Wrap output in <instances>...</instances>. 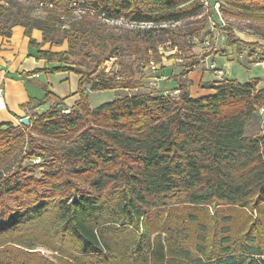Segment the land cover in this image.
Here are the masks:
<instances>
[{
	"label": "trees",
	"instance_id": "trees-1",
	"mask_svg": "<svg viewBox=\"0 0 264 264\" xmlns=\"http://www.w3.org/2000/svg\"><path fill=\"white\" fill-rule=\"evenodd\" d=\"M203 1L35 0L42 15H32L26 0H0V34L21 25L31 47L38 45L34 29L43 43L67 44L63 51L39 50L48 61L68 63L83 46L87 56L96 45L105 53L87 69L76 63L45 69L77 73L81 95L74 107H52L22 125L39 150L29 154L46 166L41 177L19 159L26 133L0 124V264H49L32 251L41 241L66 264H264V131L247 134L249 119L264 108L257 79L202 81L215 92L199 97L180 81L177 93L128 94L97 107L85 95L87 87L137 90L134 72L96 74L101 62L125 50L148 55L168 31L160 25L205 18ZM215 1L225 16L264 19V0L209 5ZM112 17L155 27L118 34L98 23ZM222 29L230 45L242 43L232 28ZM181 206L207 207V221L193 211L173 212ZM222 206L247 209L248 223L234 231L232 217L217 214Z\"/></svg>",
	"mask_w": 264,
	"mask_h": 264
},
{
	"label": "rangeland",
	"instance_id": "rangeland-1",
	"mask_svg": "<svg viewBox=\"0 0 264 264\" xmlns=\"http://www.w3.org/2000/svg\"><path fill=\"white\" fill-rule=\"evenodd\" d=\"M207 1V0H205ZM214 1V0H212ZM25 6L31 12L32 15H42L39 9L36 8L35 0H26ZM203 16L205 18H192L182 20L176 23L162 24L164 29L168 31H163L164 34L158 37L161 41L157 47L149 51V57L145 54V50L134 53L131 50L121 51L119 57L110 58L109 60L102 61L98 67L96 74L114 76L122 75L131 76L134 72L136 79L141 81L140 87L136 90H126L122 88L114 90H104V91H93L90 88L85 89V95L88 97V101L92 107H97L104 102L113 100L114 98L120 96H126L128 94H135L140 92H159L161 89L159 86L160 72L162 70L161 62L163 58L166 57L170 59L171 57H176L181 59L180 65L185 67L184 72L181 74L180 81L188 84L189 80L185 79V75H188L190 69H194V65H200L204 69L203 76L194 75L191 77L190 88L192 94H200V92L206 90V88L201 87V82H212L214 80H220L215 74V70L211 68V64H216L217 67L223 68L225 73H228L224 78L234 79L237 81L245 82L252 79H257L259 81L260 87H264V19H255L254 17L245 18L237 17L232 15L225 16L223 11H221L220 3L215 1V7L211 5H204ZM218 10L221 13L223 20H221L220 15L217 13ZM98 23L102 27L114 31L118 34H123L128 31V29H135L137 27H151L152 24H134L129 22L125 18H100ZM226 25L234 30L235 37L239 38L242 43L237 45V52L233 53L232 57H229L228 47L230 42H228L227 34L222 29ZM155 27V26H153ZM159 27V26H158ZM197 29V30H195ZM208 33V34H206ZM64 44L60 47H64ZM231 46V45H230ZM67 49V44H66ZM83 52H88V47L83 46L81 49L75 50L73 54L68 56V63H58L62 66L71 65L74 66L75 63L83 69H87L90 65L91 60L103 59L105 53L102 52L98 45L91 49V55H84ZM236 54V55H235ZM89 55V54H88ZM60 58V57H59ZM100 60V61H101ZM263 61V63L258 64ZM74 63V64H73ZM156 68H154V67ZM187 69V70H186ZM70 73L69 75L65 74ZM52 80L46 77L40 78L38 81L46 84L48 89H44L43 98L47 94L48 90L52 91L59 96H61V101L63 106L66 107L70 105L74 107L80 98L79 91V76L75 72L68 71H57L51 72ZM56 74V75H55ZM227 76V77H226ZM68 77V78H66ZM45 78V79H44ZM204 78V79H203ZM223 78V79H224ZM80 79V76H79ZM30 84V83H29ZM33 91L35 87H32ZM39 93L40 91H37ZM175 93V92H174ZM206 94V93H205ZM43 100V99H41ZM23 124H19V128L14 131L13 134H18L23 131L26 133L24 142L22 143V150H18V155L20 153L19 159H23V167L27 166L29 169H35L34 175L36 177H41L46 169V166H41L43 159L39 156L30 155L31 151L39 153L37 147H33L36 144L32 142V138L27 134L28 130L25 131L22 127ZM264 131V111H258L251 119H249L247 124V134H258ZM36 139L49 144L60 143L56 138H44L40 137L36 133ZM39 165V166H37ZM25 175H31L28 170L21 172ZM207 207H192V206H181L173 210L174 213L186 214L188 212H195L199 214V217L203 221H207L205 218V213L207 212ZM212 213L216 212L215 208H208ZM217 214L220 216L230 215L233 219V230L235 231L238 227L243 226L248 223L249 211L246 209L241 210L236 207H220L218 208ZM255 216V214H254ZM31 246L34 248L32 251H36L40 257L49 261V264H66V257L59 251H53L49 247L45 246L41 242H33Z\"/></svg>",
	"mask_w": 264,
	"mask_h": 264
},
{
	"label": "crops",
	"instance_id": "crops-1",
	"mask_svg": "<svg viewBox=\"0 0 264 264\" xmlns=\"http://www.w3.org/2000/svg\"><path fill=\"white\" fill-rule=\"evenodd\" d=\"M32 37L38 43L37 46H30V38L25 34V28L21 25L14 26L10 36L0 34V88L4 90L0 94V124L13 123L18 126L22 117H34L48 112L52 107L63 106L61 96L52 91L50 92L56 96L55 99L46 101L45 97L43 98L42 96L44 89H48V86L38 80L43 77H46L48 81L52 80V73L45 69L56 66L58 63L56 61L50 62L47 58L39 56L38 51H63L66 50V43H64V47L51 46L50 43H43V34L38 29L32 31ZM228 48V53L231 54L229 57H232L233 53L238 50L233 45H229ZM180 62L181 59L176 57H171L170 59L163 58L161 62L162 70L159 73L162 76L159 78V86L161 88L159 93L175 92L179 87L180 76L184 73L185 69V67L180 65ZM199 66L194 65V69H190L188 75H185V79L189 80L188 86L190 94L194 97L215 92L214 89L206 88V90L202 91L207 92H200L197 95L192 94L190 88L191 77L197 74H200L199 76L201 78L203 76L204 69L202 66ZM41 69L43 71L38 72ZM64 73L67 75L70 74ZM77 77L79 80V76ZM32 87H35L34 91ZM258 88L262 87L258 84ZM36 90L40 92L37 93ZM41 99L45 103L39 105L38 102ZM66 107L72 108L70 105Z\"/></svg>",
	"mask_w": 264,
	"mask_h": 264
},
{
	"label": "built area",
	"instance_id": "built-area-1",
	"mask_svg": "<svg viewBox=\"0 0 264 264\" xmlns=\"http://www.w3.org/2000/svg\"><path fill=\"white\" fill-rule=\"evenodd\" d=\"M203 4L209 6V2H208V0H207V1H203ZM40 6H41V7H43V6H49V7H52L53 4H52V3H46V4H44L43 2H41V3H40ZM213 6L215 7V2L213 3ZM215 9H216V7H215ZM216 11H217V13L220 15L221 20H223V18H222V16H221V13H220L218 10H216ZM261 63H263V61L259 62L258 64H261ZM153 67H154V66H153ZM154 68H156V67H154ZM211 68H213V69L215 70V74H216L217 77L220 78V79H223L224 76L226 75L225 70H224L223 68H219V67H217L216 64H211ZM3 91H4L3 88H0V94L3 93ZM177 92H178V91L176 90L175 93H177ZM262 111H264V108L262 109ZM63 112H65V113H69V112H70V109L63 110Z\"/></svg>",
	"mask_w": 264,
	"mask_h": 264
},
{
	"label": "water",
	"instance_id": "water-1",
	"mask_svg": "<svg viewBox=\"0 0 264 264\" xmlns=\"http://www.w3.org/2000/svg\"><path fill=\"white\" fill-rule=\"evenodd\" d=\"M20 123L23 125L28 126L30 124V116L22 117Z\"/></svg>",
	"mask_w": 264,
	"mask_h": 264
}]
</instances>
